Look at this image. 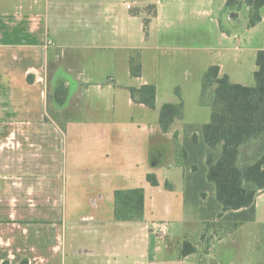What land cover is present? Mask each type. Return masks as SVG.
I'll list each match as a JSON object with an SVG mask.
<instances>
[{"label": "crops", "instance_id": "crops-1", "mask_svg": "<svg viewBox=\"0 0 264 264\" xmlns=\"http://www.w3.org/2000/svg\"><path fill=\"white\" fill-rule=\"evenodd\" d=\"M226 2L0 0V264L25 259L30 264H201L198 253L180 257L187 219L175 144H184L186 125L209 123L212 109L200 105V92L201 109L186 119V88L175 79L178 30L173 28L178 10L188 7L200 18L196 21H207L218 32V47L210 45L207 55L190 65L201 90L210 66H219L232 83L253 87L256 61L253 83L235 77L250 39L264 24V7L261 22L249 28L250 8L243 4L228 11ZM220 17L227 23L224 30ZM240 25L244 33L239 34ZM211 36L212 31V43ZM262 50L264 45L251 47L250 54L257 60ZM136 55L140 77L130 71ZM145 85L156 87L155 109L132 99L130 89ZM181 101L183 118L162 132L161 108ZM161 146L168 150L157 152ZM240 150L249 160L260 155L259 140ZM149 174L157 177V187L148 182ZM132 189L144 190V219L116 221L115 192ZM156 223L168 226L166 236L156 235ZM261 226L264 191L256 199L255 221L238 234L250 227L254 241ZM221 250L207 260L220 261Z\"/></svg>", "mask_w": 264, "mask_h": 264}, {"label": "trees", "instance_id": "trees-1", "mask_svg": "<svg viewBox=\"0 0 264 264\" xmlns=\"http://www.w3.org/2000/svg\"><path fill=\"white\" fill-rule=\"evenodd\" d=\"M249 8V28L261 20L264 0H227L226 10L237 11L242 5ZM156 15V12L154 13ZM148 26L149 20H144ZM255 85L245 87L220 74L219 66H210L202 76L200 105L211 107V121L203 125L184 127V144L175 146L176 164L183 169L185 206H198L208 199L204 221L220 219V226L230 232L256 219V199L264 191V50L257 55ZM130 71L140 77V56L131 58ZM134 102L156 108V87L145 85L130 89ZM180 95V89H176ZM184 115V102L168 103L160 111V127L168 133L177 119ZM259 140L260 155L250 160L241 155L244 145ZM177 140V135L174 137ZM153 186L159 185L154 174L147 176ZM166 188L171 186L166 184ZM145 196L143 189L118 190L115 192L114 218L128 222L144 219ZM197 252L196 245L184 240L180 257ZM2 264H11L4 261ZM18 264H30L25 259Z\"/></svg>", "mask_w": 264, "mask_h": 264}, {"label": "rangeland", "instance_id": "rangeland-1", "mask_svg": "<svg viewBox=\"0 0 264 264\" xmlns=\"http://www.w3.org/2000/svg\"><path fill=\"white\" fill-rule=\"evenodd\" d=\"M185 1L187 2V0ZM126 2H132V0H126ZM119 11L121 12L123 9L119 8ZM214 18L217 19L218 17L214 16ZM244 18L245 16L242 14L241 20ZM196 20H200V18L194 15L192 8L186 7L180 9V11L178 10V26H173L175 28L172 27L178 30V72L175 79L176 81L179 80L182 88H186L184 89V99L187 100L188 103L186 114V119L188 120L193 119L192 115L195 114L194 112L198 110V108L201 109L198 103V96L201 92V79L198 77L196 79L195 65L190 66L191 62L205 57L207 52L210 51V45L214 46V48L218 47L216 38L218 32L214 26H211L207 21L204 24H200ZM220 20L222 29H226V20L224 21L223 17H220ZM238 28L242 30L239 34L244 33V27L240 25ZM211 31L214 33V36H211L213 40L212 43L210 41ZM247 35H250L249 32H247ZM253 35L254 38L252 40L250 39L252 45H247L248 49L246 53H244L246 56L245 61L242 60L240 77H235V79L242 84L253 83L252 70L255 66L256 59L250 54V48L264 45V24L259 26ZM238 44H240L243 50L244 45L242 42ZM220 47L223 48L222 43ZM212 52L217 53V49ZM188 70H190V73H185ZM168 83L170 85V82L167 81L165 87ZM54 84L57 86L56 81ZM164 91L166 92L167 89ZM168 91L169 94L175 98L173 91L171 89ZM158 150L165 152L168 148L166 146H161L157 149V152ZM207 209L208 199H203L198 206H186V239L196 245L198 258L203 260L201 264H264V226L258 229L257 239L252 241V238L255 237L250 227L249 232L238 234L239 230L230 232L224 227H221L219 224L221 221L218 218H212L208 222L204 221L203 212ZM219 247L222 248L219 256L220 261H214L215 259L208 261L207 259L216 257L215 254H218ZM83 248H87V245H84ZM81 255L83 256L84 253L82 252Z\"/></svg>", "mask_w": 264, "mask_h": 264}, {"label": "built area", "instance_id": "built-area-1", "mask_svg": "<svg viewBox=\"0 0 264 264\" xmlns=\"http://www.w3.org/2000/svg\"><path fill=\"white\" fill-rule=\"evenodd\" d=\"M127 9L131 10L133 7L128 4L126 5ZM49 44H52L51 42ZM153 230L155 231L158 237H163L168 234V226L164 223H156L153 225Z\"/></svg>", "mask_w": 264, "mask_h": 264}]
</instances>
